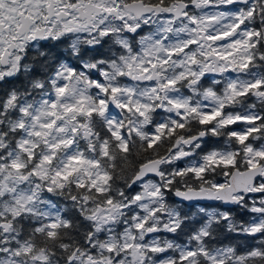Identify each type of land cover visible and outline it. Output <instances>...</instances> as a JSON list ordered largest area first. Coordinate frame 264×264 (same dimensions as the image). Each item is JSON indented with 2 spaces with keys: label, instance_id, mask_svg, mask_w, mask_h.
Here are the masks:
<instances>
[{
  "label": "snow or ice",
  "instance_id": "6c2138e0",
  "mask_svg": "<svg viewBox=\"0 0 264 264\" xmlns=\"http://www.w3.org/2000/svg\"><path fill=\"white\" fill-rule=\"evenodd\" d=\"M260 141L264 0H0V264H264Z\"/></svg>",
  "mask_w": 264,
  "mask_h": 264
},
{
  "label": "flooded vegetation",
  "instance_id": "af4514ba",
  "mask_svg": "<svg viewBox=\"0 0 264 264\" xmlns=\"http://www.w3.org/2000/svg\"><path fill=\"white\" fill-rule=\"evenodd\" d=\"M216 78H219V76H216ZM249 103H253V102H255V99L254 98H250L249 99V101H248ZM161 115H163V113H160ZM241 125H236L235 127H240ZM260 142H262V143H264V141H260ZM181 166H182V164H181ZM171 238V237H170ZM182 240H183V238H181V241L180 242H182ZM169 254H171V253H169Z\"/></svg>",
  "mask_w": 264,
  "mask_h": 264
},
{
  "label": "trees",
  "instance_id": "16d2710c",
  "mask_svg": "<svg viewBox=\"0 0 264 264\" xmlns=\"http://www.w3.org/2000/svg\"><path fill=\"white\" fill-rule=\"evenodd\" d=\"M218 179L223 180V177H218ZM240 243H245L243 238H240ZM247 243H254V241H248Z\"/></svg>",
  "mask_w": 264,
  "mask_h": 264
}]
</instances>
